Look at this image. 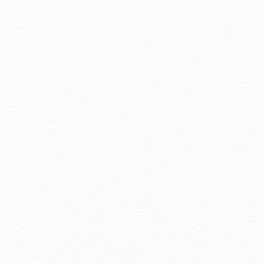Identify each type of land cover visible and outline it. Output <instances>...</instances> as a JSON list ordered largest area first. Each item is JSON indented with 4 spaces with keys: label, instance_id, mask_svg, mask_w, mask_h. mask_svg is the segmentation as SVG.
<instances>
[{
    "label": "snow or ice",
    "instance_id": "obj_1",
    "mask_svg": "<svg viewBox=\"0 0 264 264\" xmlns=\"http://www.w3.org/2000/svg\"><path fill=\"white\" fill-rule=\"evenodd\" d=\"M0 264H264V0H0Z\"/></svg>",
    "mask_w": 264,
    "mask_h": 264
}]
</instances>
